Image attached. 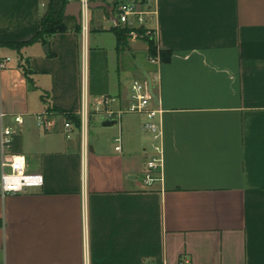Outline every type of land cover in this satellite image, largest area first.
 Wrapping results in <instances>:
<instances>
[{
  "label": "crops",
  "instance_id": "1",
  "mask_svg": "<svg viewBox=\"0 0 264 264\" xmlns=\"http://www.w3.org/2000/svg\"><path fill=\"white\" fill-rule=\"evenodd\" d=\"M49 1L0 0V55L11 58L0 68V139L24 118L5 154L0 141V264H264V0H154L148 25L169 62L142 38L118 50L114 0H92L81 32L2 44L32 39ZM136 79L163 110L164 163L150 185L139 179L152 142L144 116L94 112L104 96L125 110ZM46 110L50 131L37 123ZM69 115L80 121L70 138ZM15 155L42 187L3 193Z\"/></svg>",
  "mask_w": 264,
  "mask_h": 264
},
{
  "label": "built area",
  "instance_id": "2",
  "mask_svg": "<svg viewBox=\"0 0 264 264\" xmlns=\"http://www.w3.org/2000/svg\"><path fill=\"white\" fill-rule=\"evenodd\" d=\"M92 0H81L82 3V22L84 29L87 28L90 3ZM113 18L119 26H128L133 30H142L148 38L157 40L156 31L148 25L155 15L154 0H148L143 3L141 0H114ZM137 38V37H132ZM11 60L10 57L3 58L0 55V68L6 67ZM153 60H156L153 58ZM155 80L159 78L155 77ZM119 98L115 96H104L94 107L95 113L104 115L108 120H117L124 113L139 114L144 116L145 121L143 127L152 135V142L149 148L145 149L146 167H145V184L150 185L156 180L161 179V172L164 163V149L162 145V125L161 118L163 110L161 106L153 104V96L147 84L141 80H133L130 85L129 104L125 110H114L111 106L117 102ZM90 110L88 105H83L81 118V130L85 134ZM1 116H4L1 113ZM16 125H5L1 127V147L3 154L8 150L13 143V137L17 132V126L24 123V118L21 115L14 117ZM38 126L46 131L53 130L55 126V113L46 110L37 115ZM65 132L67 137H71L73 123L66 119L64 122ZM116 151H122L123 137L117 135L114 138ZM5 164V163H4ZM158 173V175H156ZM44 177L41 173L30 172L27 168L25 159L20 155L12 157L9 168L5 165L2 173V189L3 193L17 194L26 192L29 188L42 187Z\"/></svg>",
  "mask_w": 264,
  "mask_h": 264
},
{
  "label": "trees",
  "instance_id": "3",
  "mask_svg": "<svg viewBox=\"0 0 264 264\" xmlns=\"http://www.w3.org/2000/svg\"><path fill=\"white\" fill-rule=\"evenodd\" d=\"M71 1L72 0H50L45 13L40 19L39 30L32 39L20 42H2V44L13 49L20 50L22 47L35 42L48 43L50 38L54 35L66 32L70 29L76 32H81L82 26L77 22L76 18L65 15L66 7ZM141 1L146 3L148 0ZM113 31L117 37L118 50H122L127 47L129 38L137 37L145 39L148 42L149 52L152 58L159 57L163 62H169L172 58V52L170 50L160 49L157 42L154 39L145 36L141 29L133 30L128 26H124L116 27L113 29ZM26 72L28 73V71ZM78 118L79 117L76 115H69V119L71 121H74L77 125H80Z\"/></svg>",
  "mask_w": 264,
  "mask_h": 264
},
{
  "label": "water",
  "instance_id": "4",
  "mask_svg": "<svg viewBox=\"0 0 264 264\" xmlns=\"http://www.w3.org/2000/svg\"><path fill=\"white\" fill-rule=\"evenodd\" d=\"M99 5L100 4L98 2H91L90 8H94V7H97ZM65 15L75 17L77 22L81 25V23H82V3H81V0H72L66 7Z\"/></svg>",
  "mask_w": 264,
  "mask_h": 264
},
{
  "label": "rangeland",
  "instance_id": "5",
  "mask_svg": "<svg viewBox=\"0 0 264 264\" xmlns=\"http://www.w3.org/2000/svg\"><path fill=\"white\" fill-rule=\"evenodd\" d=\"M112 38H113V37H111V35H106V36H105V40H106V42L111 41ZM145 175H146L145 172H140V174H139V179L143 180V179L145 178Z\"/></svg>",
  "mask_w": 264,
  "mask_h": 264
}]
</instances>
